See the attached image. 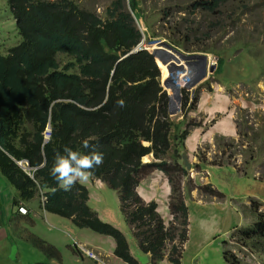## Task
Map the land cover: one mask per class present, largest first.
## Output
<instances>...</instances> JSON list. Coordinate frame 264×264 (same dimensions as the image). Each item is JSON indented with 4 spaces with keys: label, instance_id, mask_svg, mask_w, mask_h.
<instances>
[{
    "label": "trees",
    "instance_id": "obj_1",
    "mask_svg": "<svg viewBox=\"0 0 264 264\" xmlns=\"http://www.w3.org/2000/svg\"><path fill=\"white\" fill-rule=\"evenodd\" d=\"M9 2L21 43L11 48L8 56L0 52V172L14 190L15 200L28 203L46 191L48 212L71 218L81 229L111 235L116 240L117 256L138 264L122 233L103 222L91 207L88 189L76 182L69 191H63L49 174L64 146L81 153H103V162L88 170L89 175L118 193L121 212L135 229L136 240L144 252L160 259L166 242L179 238L182 244L187 239L188 215L180 190L187 170L179 162V153L188 129H183L178 116H170L160 72L149 53L125 57L142 38L128 8L139 19L141 0H129V4L126 0L110 1L103 15L81 8L76 0ZM228 3L196 1L192 10L215 15ZM178 45L189 50L182 43ZM200 49L219 56L216 77L228 79L229 72L239 78L240 62L229 58L237 46L228 53L209 46ZM119 100L124 101L123 107L117 105ZM49 124L51 137L43 145ZM5 152L18 161L28 160L32 167L44 161L45 165L32 179ZM149 154L157 161L143 163L142 158ZM156 171L163 172L172 185L170 211L181 228L167 229L157 205H145L137 193L141 182ZM214 196L218 194L214 192ZM244 236L264 242V215ZM180 256L178 246H172L171 262L180 264ZM226 258L227 263H240L231 253Z\"/></svg>",
    "mask_w": 264,
    "mask_h": 264
},
{
    "label": "crops",
    "instance_id": "obj_2",
    "mask_svg": "<svg viewBox=\"0 0 264 264\" xmlns=\"http://www.w3.org/2000/svg\"><path fill=\"white\" fill-rule=\"evenodd\" d=\"M224 91L222 87L212 92L202 91L196 109L189 113L191 120L201 124V127H196L190 132L185 141L187 156L192 164H195V153L197 154L203 147L211 150L209 160L218 154L219 160L222 161L224 149L217 147V140L219 138L236 140L237 114L244 115L246 109L255 106L250 100L238 98L233 100L238 104L235 108L231 98ZM177 120L182 121L180 118ZM183 124L186 126V123ZM146 160H151V157ZM231 162L232 159L223 162L222 166H207L205 169L208 172L206 185L210 184L218 190L222 199L208 201L198 190L191 191L188 195L186 205L189 212L190 238L187 251L194 252L192 256H196L205 248H216L221 245V241L224 245L227 240H229L228 245L227 247L224 245V249L230 248L229 244H231L234 250L238 249L243 255L245 249L237 248L233 239H229L230 235L235 230L241 231L251 227L257 219V214L264 212V178L259 177L257 161L253 160L250 163L242 159L238 164ZM243 167L247 174L240 170H243ZM85 183L90 191V203L103 219V210L97 206V202L99 199L105 202L102 192L108 189L103 183L93 180L90 176ZM138 192L145 202H157L164 220L166 222L170 220L167 207L170 189L162 173H153L145 179ZM113 195L116 197L115 203L119 210L118 195L116 193ZM13 205V190L0 176V264H23L26 261L28 264H38L47 261L43 252L34 245H29L23 238L22 235L25 234L38 236L66 251L72 239L89 245L95 251L110 253L112 248L114 249L111 240L77 228L70 219L46 212L38 198L27 204L30 210L28 216L16 213ZM101 206L107 207L103 203ZM111 210V213L107 212L108 221L116 224L122 231H129L123 218H115L117 211ZM10 233L17 234L14 236V241H10ZM64 261L66 264H96L95 261L73 251L65 255ZM110 261L111 264H125L115 257ZM160 263L170 264L164 261Z\"/></svg>",
    "mask_w": 264,
    "mask_h": 264
},
{
    "label": "clouds",
    "instance_id": "obj_3",
    "mask_svg": "<svg viewBox=\"0 0 264 264\" xmlns=\"http://www.w3.org/2000/svg\"><path fill=\"white\" fill-rule=\"evenodd\" d=\"M126 1H127V4H129V0H126ZM196 1H198V0H187V1L181 2L179 4V10H177V11L180 12V13H184V14H186L188 16L195 15L196 13L200 12L199 10L198 11H193L192 10V3L196 2ZM201 1H208V0H201ZM241 1H243V0H229V3L227 4V8H233V4H235L237 2H241ZM8 5H9L11 11H12V14H13L14 22H15V25H16V30H17L18 36L20 38V42L18 44H20L21 43L20 31H19V28H18V24H17V20H16V17H15L14 11H13V9L10 6L9 0H8ZM224 6H226V4L223 5L221 9H223ZM128 8H129V11H130V13H131V15H132V17H133L138 29H139V32H140L142 38H141V41L138 43V45L135 46L130 51V53L127 54L125 57H127L129 55H132V54H136V53L141 52V51H146V52L149 53V55L151 57V60L154 62V64L156 65L157 69L160 72V85L162 87L163 93H165L167 95V98H168V110H169V105H170V98L173 96L172 89L176 85L172 84L171 87H166L165 86L163 81L166 78H170V74H169V72H167V75L164 76V73L162 72L161 69L158 68V66L156 64V61L154 60V57H157V56L153 53L152 50L153 49H158L160 42H166L170 46H172L173 48H175V49H177V50H179L182 53H185L187 55L198 54V55L206 56V58H207V74H206V77L198 85H196L192 89L181 88L180 89L181 103H180L179 112L176 115H171L170 111H169V114H170L171 117H177L178 116L177 119L178 118L182 119V121H180V122L186 123V127L183 124V129H185V130L188 129V135H189L190 132L194 128L201 127V124L198 123L196 120H191V122L187 123V119L190 118L189 113L196 109V106H197L196 104H197L198 99H199V94L197 93L199 87H201L203 85H207V90L212 92V91H216V90L220 89L221 87L225 89L227 87V84L230 83V89H231L230 91H233L234 87H236L237 85H239L241 83L236 82V80H235L236 78H234L229 72H226L227 76H228V79H220V78L216 77L215 73H216L217 67H218V60H219L218 57L219 56L217 54H215V53L199 52L200 50H202L200 48H203V47H206V46L209 45L208 42H206V37H207V36H205L206 33H204L203 30L200 31L199 27L195 26V29H193L190 26H187V31H189L191 33L194 32V33H192V35H191V33L185 35L181 40L170 39L169 42L166 41V40H150L148 42L147 41V29L145 28V26H142V24H141L143 22V12L141 13V17L139 19H137V17L135 16L134 12L130 9L129 5H128ZM140 8L142 9L141 4H140ZM233 9L231 11H233ZM219 10H218L217 14L219 13ZM191 12H196V13L195 14H191ZM168 14H169V12H167V10L166 11L164 10L163 15L165 17H167ZM212 15H214V14H212ZM188 16H186L184 18V22L189 21L188 20ZM206 17H210V16H206ZM218 26H220V22H218V21L214 22V23L212 22L210 24L209 28H213V27L215 28V27H218ZM154 36H155V34L153 33V37ZM186 37L188 39H186ZM189 40L193 41V43L194 42H200V43H204V44H203V46H200V44H198V47L196 49H193L191 47V43L189 42ZM179 43H182L184 46H187L189 48V50L183 48L182 46H179L178 45ZM14 44H11V46H13ZM11 46L8 47L5 51H2L0 49V52H2V54H4L3 56H8L10 54L9 50L11 48L16 47L17 45L14 46V47H11ZM234 46H236V45L232 46L230 44V46H228V47H226V48H224L222 50L214 48L213 46H211V47H212V49L217 50L218 52H227L228 53L229 50H231ZM248 47H249V45L247 43H241L239 47L237 46V50H235L233 52V54L232 55L230 54V56H229L230 60H234L236 62H240L241 73H240V76L238 78L240 80L241 79L245 80L247 78L248 72L252 69L251 66L248 65V62H250L249 58L251 56H254L257 59L259 58V54L257 56L254 52H252V53L250 52V54H249V52L245 53L244 51L240 50V48L248 50ZM212 55H215L216 57H213ZM158 60H159V58H158ZM163 66H165V65L163 64ZM260 66H261V71H262L264 69V61L260 63ZM212 67L214 68L213 72H211V68ZM165 68H166V71H168L167 70V66H165ZM261 73L264 74V71L261 72ZM112 75H113V72H112ZM186 76H187L186 73H182V78L183 79L186 78ZM214 78H215V82L213 83V82L210 81V79H214ZM228 81H233V82H228ZM180 82L181 81H179V83ZM240 82H242V81H240ZM230 94H231V92H230ZM227 95L229 96L228 93H227ZM184 98H185L186 105L183 107ZM239 98L250 100V101L252 100L251 98H249L248 93L246 94V98H244V97H239ZM247 98H249V99H247ZM251 102L255 103V106L246 109L245 110L246 113L244 115H247L248 113H253L255 111H258V105H259L258 102H255V101H251ZM117 105L120 106V107H123L124 106V101L123 100L117 101ZM252 119H253V117H252ZM253 120L256 122L255 119H253ZM192 123L200 124V126L191 125ZM246 123H248L247 120H246ZM236 124H237V135H238V137H239L240 134H243V136L245 138H251V139L253 138V136L249 137L248 134H247L248 131H253L254 130V128L251 125H249V128H250L249 130H247L246 132H243L242 130H240V127H239V126H242V121L241 120H237ZM255 124L258 126L257 123H255ZM50 137H51V126L49 124L46 127V130L44 132L43 145H45V144H47L49 142ZM187 138H188V136H187ZM220 141H225V144L223 146H222V144L220 145V143H219ZM228 143H231V145L228 144ZM144 144L146 146L150 145V143H148V142H144ZM237 144L238 143H236L235 140L219 138V140H217L218 148L224 149V152H222V154H223L222 161L219 160L218 154L213 156L212 159L209 160L208 156H209V154H211V150L209 148H207V147H203V148H201V150L197 154L195 153V155H194L195 156V164H192V162H190V160H189V157L187 156V152H186V149H185V143H184V145L182 146L181 151L179 153V155H180V161L179 162L187 170V175L182 179V181L180 183L181 195H182V198L184 199V203H185V206L187 208V215H188V224L186 226V228H187V239L182 244L180 243L179 238H175L173 241L166 242L165 243L166 247H165V249L163 251V256L160 259L154 257L151 252H144L143 251V248H142V245L140 244V241H137L135 236H134L135 229L130 227V224H128L126 222V218L123 215V213L121 212V208H120L121 205H120L119 195L115 191H113V192H115L118 195L119 210H120L121 216L123 218L125 226L127 227V229L129 231H122L119 227L116 226V224H114L112 222H109V221H107V222L103 221V219L100 217L99 213L97 212L98 215H99V218L103 222L113 226L115 229H117L119 232L122 233V235L125 237V239L127 241L130 255L138 262V264H141L140 261L138 260V258L141 257V255L149 256L151 258V261L149 262V264H161L160 263L161 261H164V262L170 263V264H174L170 260L172 246H178V248H179V250L181 252L180 262L183 261V251L185 250V246L189 242V238H190L189 212H188V207L186 205V200L188 198V195H189V193L191 191H194V190H198L199 193H203L201 188H204V187L207 188V186H209V188H211L212 192H213V193H210L212 198H217L218 200L223 198L221 196V194L217 192L218 190L214 189L212 185H210V184L206 185L205 180L208 177V172H206L205 169H206L207 166H215V165L222 166L223 162L230 161V159H232L231 163H235L236 162L235 164H238V161L242 160V159L252 163L254 158H253V156H249L248 153H249V151L253 152L254 151L253 148L251 146H248V147L244 148L243 150H241L240 154L232 153L231 152V151H233L232 148H234V146L237 145ZM83 145H84L85 148H87L88 147V141L85 140L83 142ZM0 148H1V146H0ZM184 153L186 154L187 164L189 165L190 168H188L186 165L183 164V157L182 156H183ZM5 154L19 168H21L25 173H27L32 179H35V176H34L35 172L38 171L39 169H41L45 165V161H44L41 165H39L37 167H32L28 160L18 161L15 158H13L9 153L5 152ZM247 156H249V157L247 158ZM148 157H151V160H146ZM43 158H44V153H43ZM142 161H143V163L150 164V163L156 162L157 160L155 159L153 154H149V155L143 157ZM254 161H256V160H254ZM102 162H103V153H100V152H97V151H93V152H90V153H81L80 151L74 150L73 148H71L69 146H64L63 154H59L58 153L56 155L54 163H53V166L49 170V174L57 182L58 186L63 191H69L76 182H79L80 184H82L83 186H85L87 188L88 186H87V184L84 181L87 180L88 176H90L93 180H96L97 182L103 183L107 187V189H110L100 179L93 178L91 175H89V171L88 170L99 166ZM240 170L242 172H244L245 174H247L246 171L244 170V167H243V170L242 169H240ZM156 172L162 173L164 175V177L166 178L167 184L169 186V189H170V196H169V199H168V202H167V207H168V211H169V215H170V220L167 221V222L164 220L163 216L160 214L159 206H158L157 202H155V201L145 202L143 200V198L141 197V195L138 192V188L140 187L141 184L137 188V193H138L139 197L141 198V200L143 201V203L145 205H148V204H151V203H155L157 205V212L159 213L160 218L165 223V226L167 227V229L170 228L171 226H176L178 228H181L180 221H176L175 222L174 221V215L170 211V201H171V198L173 196L172 185L169 183V180H168L167 176L163 172H160V171H156ZM156 172H153V173H156ZM153 173H151V175ZM0 176L4 179V182L7 184V186L11 187L9 182L2 175L1 172H0ZM149 177H147V178H149ZM259 177L261 179H262V177L264 178V174L260 173ZM197 180H199L201 183H204V185L201 184V183L197 184ZM187 181H188V183H187ZM88 191H89V189H88ZM214 192H216L218 194V196H214ZM46 193H47L46 191H41L40 194L37 195L35 198H33L31 201H33L36 198L40 199L44 210L46 212H48L46 210V204H47L46 203L47 202ZM13 194H14V205L13 206H15V208H16V213H18L21 216H28L29 213H30V210L28 209L27 204L30 203L31 201L28 202V203L23 202V201H16L15 200L16 194H15L14 190H13ZM89 198H90V191H89ZM89 204L91 205L90 200H89ZM91 207L93 208L92 205H91ZM48 213L60 216V217L65 218V219L72 220L71 218L63 217L62 215H58V214L51 213V212H48ZM260 215H264V212H260V213L257 214V216H256L257 219L255 220V223L251 227H249L247 229H244V230H241V231H240V229L239 230H235L230 235V238L233 239V241L236 244L237 248L239 247L240 249H245V253H243V256L246 257L247 259H250L251 260L250 261L251 264H253V260H255L256 258L259 259V261H261L262 264H264V242L261 241V240H258L257 238L249 239V238L244 236L247 232H249V230L255 229V227L258 224V218H259ZM72 222L77 228H79L74 223L73 220H72ZM79 229H81V228H79ZM81 230H86L89 233H94L95 235L101 236L102 238L111 240L112 244L114 243V249L112 248V251L110 253H105V252H101V251H98V250L95 251L89 245L84 244L83 242H80V241H78L76 239H72V241H71V243L69 245V248H67V251H66V249L65 250H61V249L57 248L56 246L50 244L49 242L43 240L42 238H40L38 236H35V235H30V234H26V235H28L34 242L33 243H29V241H27V240L26 241L28 242L29 245H34L36 248H38L47 257V261L41 262V263H38V264H66L65 261H64L65 255L68 252H72V251L75 252L76 254L79 253L80 255H82L84 257H87L90 260L95 261L96 264H111L110 260H113V257L117 258L118 260L119 259L122 260V262H124L125 264H129L124 259H122L119 256H117V254H116L117 244H116V240H115L114 237H112L111 235H105V234L97 233V232H95V231H93L91 229H81ZM129 237H131V238L133 237L134 240L137 241L136 242L137 244L131 242ZM143 238H144V236H143ZM129 241H130V243H129ZM228 241L229 240L224 242L225 247H227ZM224 245H222L223 246V251L225 250L224 249ZM45 246L52 248L53 252L47 251ZM226 249H230V248H226ZM230 251H232L230 253L235 255V257L238 259V261L240 262L239 264H248V263L245 262V260L241 259L234 252V250L230 249ZM237 251H238V249H237ZM239 255H242V253L240 252ZM23 264H28V262L26 261ZM68 264H70V263H68ZM180 264H182V263H180Z\"/></svg>",
    "mask_w": 264,
    "mask_h": 264
},
{
    "label": "rangeland",
    "instance_id": "obj_4",
    "mask_svg": "<svg viewBox=\"0 0 264 264\" xmlns=\"http://www.w3.org/2000/svg\"><path fill=\"white\" fill-rule=\"evenodd\" d=\"M110 1L112 2L113 0H76L81 8L94 10L101 15H103L106 9L105 7L110 3ZM184 1L187 0H141V6L143 10V22L141 24L147 29V41L149 42L150 40H166L169 42L170 39L181 40L185 35L191 33L187 31V26H190L193 29H195V26H197L201 28L204 33H208L206 42H208L209 45H207L210 48H212L211 46H213L214 48L222 50L230 46V44L232 46L236 45L239 47L241 43H247L249 45L248 50L241 48L240 50L244 51L245 53L249 52V54L250 52H254L257 56L259 54L258 59L254 56H251L249 58L252 69L248 72L247 78L245 80L236 78V82H239L241 84L234 87L233 91H230L231 89L229 83L224 89V92H227L229 94L233 103V100L238 99L239 97L246 98V94L248 93L249 98L252 99L251 101L258 102L259 104L258 111L248 113L247 115H242L241 113L237 114L238 120L242 121V126L245 131H247L249 125L254 128L253 131L247 132L248 136H253V138H245L243 134H240L239 137H237L235 140V142L238 144L235 145L234 148H232L233 151L231 152L240 154L241 150L248 146H251L254 151H249L248 155L253 156L254 160H256L258 163L259 172L261 174H264V74L261 73L264 71V69L261 71L260 66V63L264 61V0H243L241 2L233 4L234 9L227 8L226 5L223 7V9H220L219 13L216 15L201 14L200 12H198L195 15L190 16L177 11L179 10V4ZM232 9L233 11H231ZM164 10H167V12H169L167 17L163 15ZM186 16H188V20L190 23L184 22V18ZM217 21L220 22V26L210 29V24ZM153 33L155 34L154 37ZM19 42L20 38L16 30L12 11L8 5V0H0V49L2 51H5L8 47L11 46V44L15 43L13 46H11L14 47L18 45ZM189 42L191 43V47L193 49H196L198 47V44H200V46H203L204 44L200 42L193 43V41L190 40ZM212 56L216 57L215 55ZM157 66L160 69L158 64ZM210 81L214 83L215 78L210 79ZM204 90H207V85L199 87L197 93L200 94ZM234 105L236 108L238 104L234 103ZM250 115L253 117V119L256 120V122ZM246 120L248 121V123H246ZM189 122H191V118L187 119V123ZM255 123H257L258 126ZM219 143L223 146L225 144V141H220ZM228 144L231 145V143ZM249 156H247V158ZM84 182H87V180H85ZM200 183L201 182L197 180V184ZM201 184L204 185V183ZM216 185L218 184L216 183ZM202 192L204 193L205 198L208 201L217 199L211 197L210 193L212 192V189L209 188V186H207V189H205L204 187L202 189ZM114 193L115 192L111 191L110 189H108V191L102 192L103 198L105 199L106 203L102 199H99L97 202V206L101 207V209L103 210L102 215L103 221L105 222H107L109 219L108 213L112 212L111 209L117 211L115 218H122L120 210H118L117 208V203H115L116 197L113 195ZM101 203L106 204L107 207L105 208L104 206H101ZM90 234L95 235L94 233ZM15 235L17 234L10 233V241H14ZM22 236L25 240L29 241V243L34 242L28 235L25 234ZM129 238L131 242L137 244L133 237ZM222 245L223 241H221V245H218L216 248L208 247L205 248L202 252L196 254V256H192L195 253H189V251H187V243L185 246V250L183 251V261H181V263L227 264L226 255L232 252L230 251V249H234L233 246L229 244L230 249H225L223 251ZM234 252L241 259L245 260L246 263L251 264L250 259H247L243 255H239L240 252H238L237 250H234ZM138 260L141 264H149L151 258L149 256L141 255ZM253 264H262V262L256 258L255 260H253Z\"/></svg>",
    "mask_w": 264,
    "mask_h": 264
},
{
    "label": "water",
    "instance_id": "obj_5",
    "mask_svg": "<svg viewBox=\"0 0 264 264\" xmlns=\"http://www.w3.org/2000/svg\"><path fill=\"white\" fill-rule=\"evenodd\" d=\"M153 53L159 60L167 66L170 78L164 79L166 87L176 85L173 89V96L170 98L169 111L171 115H176L180 110L181 96L180 89H192L198 85L207 74V58L203 55H187L173 48L166 42H160L158 49H153ZM214 68H211V72ZM182 73H186V78H182ZM179 81H181L179 83ZM183 164L188 168L186 154H183Z\"/></svg>",
    "mask_w": 264,
    "mask_h": 264
},
{
    "label": "bare ground",
    "instance_id": "obj_6",
    "mask_svg": "<svg viewBox=\"0 0 264 264\" xmlns=\"http://www.w3.org/2000/svg\"><path fill=\"white\" fill-rule=\"evenodd\" d=\"M154 58H155V61L159 65V67H160L161 70H162V67H163V71H164L163 73H164V76H166L167 75V71H166L165 66H163L162 62H160V60H158L157 57H154Z\"/></svg>",
    "mask_w": 264,
    "mask_h": 264
}]
</instances>
